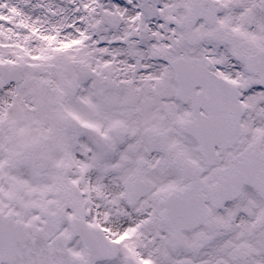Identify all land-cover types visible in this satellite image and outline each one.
Instances as JSON below:
<instances>
[{
	"label": "snow or ice",
	"instance_id": "obj_1",
	"mask_svg": "<svg viewBox=\"0 0 264 264\" xmlns=\"http://www.w3.org/2000/svg\"><path fill=\"white\" fill-rule=\"evenodd\" d=\"M0 264H264V0H0Z\"/></svg>",
	"mask_w": 264,
	"mask_h": 264
}]
</instances>
